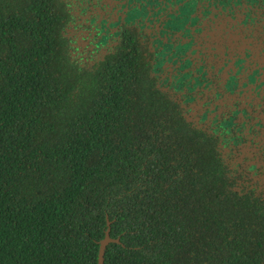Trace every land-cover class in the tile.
<instances>
[{
  "label": "trees",
  "instance_id": "trees-1",
  "mask_svg": "<svg viewBox=\"0 0 264 264\" xmlns=\"http://www.w3.org/2000/svg\"><path fill=\"white\" fill-rule=\"evenodd\" d=\"M69 18L63 0H0V264H98L108 219L103 264H264L262 196L132 36L92 63Z\"/></svg>",
  "mask_w": 264,
  "mask_h": 264
},
{
  "label": "flooded vegetation",
  "instance_id": "flooded-vegetation-1",
  "mask_svg": "<svg viewBox=\"0 0 264 264\" xmlns=\"http://www.w3.org/2000/svg\"><path fill=\"white\" fill-rule=\"evenodd\" d=\"M63 3L80 59L96 63L132 36L126 50L138 52L155 88L217 141L237 183L264 199V0Z\"/></svg>",
  "mask_w": 264,
  "mask_h": 264
},
{
  "label": "water",
  "instance_id": "water-1",
  "mask_svg": "<svg viewBox=\"0 0 264 264\" xmlns=\"http://www.w3.org/2000/svg\"><path fill=\"white\" fill-rule=\"evenodd\" d=\"M109 230H110V221L108 219L107 220V229L105 231V236L100 240L99 251H98V264L104 263V253H105L106 245L110 241H118V239H114L110 236Z\"/></svg>",
  "mask_w": 264,
  "mask_h": 264
},
{
  "label": "snow or ice",
  "instance_id": "snow-or-ice-1",
  "mask_svg": "<svg viewBox=\"0 0 264 264\" xmlns=\"http://www.w3.org/2000/svg\"><path fill=\"white\" fill-rule=\"evenodd\" d=\"M241 160H243V156H241ZM248 167H250V168H253V169H254L255 165H254V164H252V165H248Z\"/></svg>",
  "mask_w": 264,
  "mask_h": 264
}]
</instances>
